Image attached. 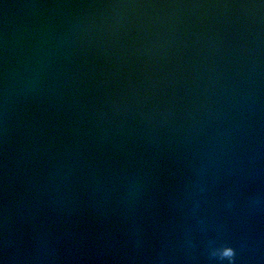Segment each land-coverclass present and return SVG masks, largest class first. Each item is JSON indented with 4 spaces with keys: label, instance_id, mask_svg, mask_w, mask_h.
Returning a JSON list of instances; mask_svg holds the SVG:
<instances>
[{
    "label": "water",
    "instance_id": "95a60500",
    "mask_svg": "<svg viewBox=\"0 0 264 264\" xmlns=\"http://www.w3.org/2000/svg\"><path fill=\"white\" fill-rule=\"evenodd\" d=\"M264 264V0H0V264Z\"/></svg>",
    "mask_w": 264,
    "mask_h": 264
},
{
    "label": "clouds",
    "instance_id": "9594fccd",
    "mask_svg": "<svg viewBox=\"0 0 264 264\" xmlns=\"http://www.w3.org/2000/svg\"><path fill=\"white\" fill-rule=\"evenodd\" d=\"M213 256H219L221 260L227 259L229 264H235L236 250L232 246H225L222 249L214 250Z\"/></svg>",
    "mask_w": 264,
    "mask_h": 264
}]
</instances>
